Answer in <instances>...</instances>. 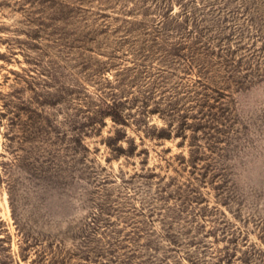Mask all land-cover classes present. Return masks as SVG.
Segmentation results:
<instances>
[{
    "label": "rangeland",
    "instance_id": "rangeland-1",
    "mask_svg": "<svg viewBox=\"0 0 264 264\" xmlns=\"http://www.w3.org/2000/svg\"><path fill=\"white\" fill-rule=\"evenodd\" d=\"M0 264H264V0H0Z\"/></svg>",
    "mask_w": 264,
    "mask_h": 264
}]
</instances>
